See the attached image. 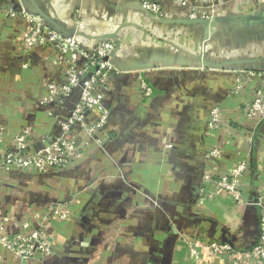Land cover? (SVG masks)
<instances>
[{
	"label": "crops",
	"instance_id": "1",
	"mask_svg": "<svg viewBox=\"0 0 264 264\" xmlns=\"http://www.w3.org/2000/svg\"><path fill=\"white\" fill-rule=\"evenodd\" d=\"M174 1L159 0L168 19L161 21L147 14L139 0H0L4 149H16L14 136L24 126L32 129L29 152L44 143L43 135L60 134L59 115L67 114L79 97L74 89L63 111L42 104L46 84L64 81L63 65L55 62L51 45L25 51L26 8L41 13L42 18L34 16L50 28L69 35L78 28L85 34L77 36L78 42L88 51L100 37L113 35L119 43L114 62L121 71L112 77V93L105 98V129L95 137L77 126L67 133L82 151L78 160L43 174L0 169V204L12 228L23 221L30 223L29 231L47 224L57 247L51 255L23 262L0 243V264H196L187 239L198 225L206 237L238 243L240 250L258 239V206L224 207L202 200L199 191L211 183H203L205 173L217 176L245 161L243 184L264 203V115L245 112L259 79L242 75L241 95L222 115L219 157L210 156L203 128L210 106L228 104V86L239 71L264 68V54L257 53L264 48V7L257 9L251 0H189L215 5L223 30L211 31L205 23L185 22L188 7ZM252 9L262 15H238ZM9 11L18 17H9ZM72 16H78V27ZM203 61L210 68L202 67ZM147 66L157 67L147 71L154 87L150 99L136 87L135 71ZM48 204L70 207V218H53L44 210ZM202 257L197 264H225L204 249ZM243 264L264 261L249 258Z\"/></svg>",
	"mask_w": 264,
	"mask_h": 264
},
{
	"label": "built area",
	"instance_id": "2",
	"mask_svg": "<svg viewBox=\"0 0 264 264\" xmlns=\"http://www.w3.org/2000/svg\"><path fill=\"white\" fill-rule=\"evenodd\" d=\"M142 9L149 15L165 17L164 10L159 0H139ZM257 9L264 7V0H251ZM191 2V3H190ZM189 0L174 1L175 4L188 7V18L211 17L216 14L213 3L206 7ZM11 18L18 17L14 11L7 12ZM73 17V16H72ZM25 22L23 47L29 51L38 46L51 45L56 52L55 62L63 65V82L50 81L44 87L42 104H56L62 111L65 110V102L74 89H79V97L72 109L67 114H60V134H45L40 147L33 151H26L28 138L32 129L24 126L15 136V150L4 149L2 146L4 125L0 123V169L15 172L31 169L37 174L50 171L59 172L82 156L78 143L67 133L73 127L81 128L90 137H95L97 131L105 129L109 115V107L105 104V98L112 93L110 81L121 71L113 63V55L117 53L116 43L111 39L99 41L92 50L81 47L76 34L65 35L45 25L37 16L22 13ZM73 20L78 27V16ZM24 68L27 64L22 63ZM157 67L137 69L136 83L138 92L146 99H150L154 93L148 70ZM146 70V71H145ZM240 72V74H239ZM234 83L228 86V104L215 103L209 107L207 120L204 125V135L210 144L209 154L212 157L220 156V149L216 146L217 137L224 130L222 115L233 108V99L241 95L243 77L245 75L256 77L260 84L254 90L253 97L245 107L248 116L264 115V70H242ZM243 75V77H242ZM172 143H168L171 146ZM228 145V144H227ZM224 148V146H223ZM225 149V148H224ZM245 161H240L234 166L225 167L220 174L214 176L205 173L203 183L211 182L200 188L199 195L204 199H211L228 207L232 204L256 205L259 207V235L251 247L245 250L237 248L238 243L221 242L216 238H208L204 235L200 225L192 229L193 238L187 239L188 251L192 261L196 264L201 261L202 249L222 259L225 264H243L249 258L264 261V203L262 197L255 195L252 190L245 188L243 177ZM262 198V199H261ZM18 208L24 210L25 205L18 203ZM44 210L59 221L70 218V207H62L59 204H48ZM73 218V217H72ZM49 223V222H46ZM50 224V223H49ZM10 223L2 205L0 204V243L16 255L21 261L28 262L37 256L53 254L57 247L51 243L47 224L29 231L30 223L23 221ZM11 229H17L12 232ZM1 233H3L1 235ZM109 232H107L108 234Z\"/></svg>",
	"mask_w": 264,
	"mask_h": 264
},
{
	"label": "water",
	"instance_id": "3",
	"mask_svg": "<svg viewBox=\"0 0 264 264\" xmlns=\"http://www.w3.org/2000/svg\"><path fill=\"white\" fill-rule=\"evenodd\" d=\"M27 13L29 14H37L39 15L41 18H42V15L41 13H37L35 11H32L28 8L25 9ZM240 17H243V18H253V17H260L262 14L261 12H258V11H254V12H248V13H239L238 14ZM155 17V16H154ZM161 21H167L168 19L166 17H162V18H159ZM185 22H188V23H195V22H202V23H205L207 25V27L211 30V31H216L217 28H223V20L222 18H220V16L218 14H213L211 17H206V18H202V17H195V18H188L187 16L184 18ZM52 29H54L55 31L57 32H60L62 34H65V35H69L67 33H65L64 31H62L61 29H58L56 27H51ZM73 33L76 34V35H80V36H84L85 34L80 31L78 28H74L73 30ZM99 39V38H98ZM104 39H111L113 40L115 43H116V47L118 48L119 50V43L117 41V39H115L113 37V35H106L104 37H100V39L98 40L101 41V40H104ZM118 53V51H117ZM115 53L113 55V63L115 65V62H114V57L115 55L117 54ZM116 66V65H115ZM201 66L204 67V68H210V65L209 63H207L206 61H203L201 63ZM117 67V66H116ZM152 66H147V67H140V68H137V69H145V68H151ZM154 67V66H153ZM118 68V67H117ZM243 70H264V68H259V69H255V68H246V69H243ZM24 262V261H23Z\"/></svg>",
	"mask_w": 264,
	"mask_h": 264
},
{
	"label": "rangeland",
	"instance_id": "4",
	"mask_svg": "<svg viewBox=\"0 0 264 264\" xmlns=\"http://www.w3.org/2000/svg\"><path fill=\"white\" fill-rule=\"evenodd\" d=\"M251 11H254L253 9L251 10ZM223 30V28H217V30L216 31H222ZM152 39H153V37H152ZM250 50H252L253 48H249ZM253 52V51H252ZM257 53H260V54H264V48L262 47V48H260L258 51H257Z\"/></svg>",
	"mask_w": 264,
	"mask_h": 264
},
{
	"label": "flooded vegetation",
	"instance_id": "5",
	"mask_svg": "<svg viewBox=\"0 0 264 264\" xmlns=\"http://www.w3.org/2000/svg\"><path fill=\"white\" fill-rule=\"evenodd\" d=\"M129 226V225H128ZM130 227V226H129Z\"/></svg>",
	"mask_w": 264,
	"mask_h": 264
}]
</instances>
